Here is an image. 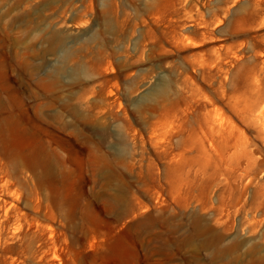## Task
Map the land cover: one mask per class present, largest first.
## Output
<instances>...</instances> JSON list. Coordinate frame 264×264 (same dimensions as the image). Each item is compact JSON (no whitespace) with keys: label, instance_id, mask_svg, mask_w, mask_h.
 <instances>
[{"label":"rangeland","instance_id":"obj_1","mask_svg":"<svg viewBox=\"0 0 264 264\" xmlns=\"http://www.w3.org/2000/svg\"><path fill=\"white\" fill-rule=\"evenodd\" d=\"M0 264H264V0H0Z\"/></svg>","mask_w":264,"mask_h":264}]
</instances>
